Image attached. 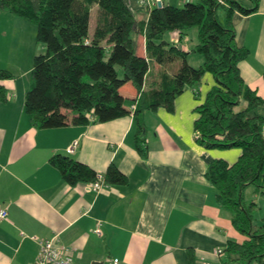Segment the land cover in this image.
Listing matches in <instances>:
<instances>
[{"label":"crops","instance_id":"1","mask_svg":"<svg viewBox=\"0 0 264 264\" xmlns=\"http://www.w3.org/2000/svg\"><path fill=\"white\" fill-rule=\"evenodd\" d=\"M125 1L138 21L147 19L139 0ZM4 13L9 12L0 10V17ZM233 24L237 44L250 50L239 63L241 75L264 98V0L251 15L235 12ZM189 34L168 32L165 39L179 45L198 67L204 56L193 59L198 43L190 44ZM137 40L138 52L146 54L145 36ZM6 55L4 49L0 70L8 68ZM179 65L180 60L152 64L145 90L161 72L172 75ZM15 81V76L0 78L5 89L0 99V208L9 212L0 222V264L33 263L37 240L54 237L74 264H114L113 259L118 264H223L219 252L241 234L232 213L217 204L218 191L206 171L211 160L234 163L242 151L208 149L197 141L195 108L216 85L210 72L176 98L173 112L162 107L146 111L143 132L131 114L104 123L39 128L26 111L27 92L19 96ZM139 139L146 155L137 148ZM75 141L78 145L69 153ZM57 154L82 161L101 176L115 164L128 184L98 191L87 183L70 185L49 162ZM99 224L102 234L96 232Z\"/></svg>","mask_w":264,"mask_h":264},{"label":"trees","instance_id":"2","mask_svg":"<svg viewBox=\"0 0 264 264\" xmlns=\"http://www.w3.org/2000/svg\"><path fill=\"white\" fill-rule=\"evenodd\" d=\"M248 1L249 5L241 0L166 2L138 21L125 0H0V10L37 25L36 39L43 50L33 59L25 106L39 128L104 123L131 114L143 132L146 111L162 107L173 112L176 98L187 87H195L207 72L215 77L216 85L195 108L194 127L202 146L242 151L234 163L211 160L206 177L217 188V204L232 213L233 226L248 237L228 242L221 254L223 264H264V215L256 224L258 204L247 203L243 195L247 186L254 185L264 197V98L241 75L239 63L250 50L237 44L233 24L235 12L251 15L259 10L260 0ZM220 7L226 12L225 22L218 17ZM193 28L199 42L192 51L204 56L198 67L188 62V53L179 45L165 39L168 32L184 35ZM139 35L146 38V54L138 52ZM177 60L181 62L176 72H161L153 87L145 90L152 64ZM12 77L0 70L1 79ZM4 97L0 85V99ZM137 148L147 154L143 139ZM49 162L70 185L88 184L99 176L70 156L53 155ZM102 176L107 185L129 181L115 164Z\"/></svg>","mask_w":264,"mask_h":264},{"label":"rangeland","instance_id":"3","mask_svg":"<svg viewBox=\"0 0 264 264\" xmlns=\"http://www.w3.org/2000/svg\"><path fill=\"white\" fill-rule=\"evenodd\" d=\"M187 1L193 0H184V2ZM241 1L244 2V5L250 4L248 0ZM166 2L173 5L182 4H178V0H166ZM218 17L220 21L225 22L226 12L223 7L219 8ZM94 27L95 21L92 19V29H94ZM36 32L37 25L26 18L14 16L10 13H4V15L0 17V54L4 52V49H6L8 68L5 69L15 76V90L17 93H19V96L27 92L31 83V72L34 56L36 53L43 50L41 44L37 42ZM189 32V43L196 45L199 41L197 28H193ZM202 56L203 55L201 53L194 52L193 59L198 60L199 58L201 59ZM258 111L263 110L260 109ZM243 195L247 203H250L253 200L257 202L258 207L255 212L254 221L256 224H261L262 217L264 215V197L261 196V193L257 191V188L254 185L247 186L244 189ZM247 238L248 237L246 235L241 234V237L239 240H237V242H243Z\"/></svg>","mask_w":264,"mask_h":264},{"label":"built area","instance_id":"4","mask_svg":"<svg viewBox=\"0 0 264 264\" xmlns=\"http://www.w3.org/2000/svg\"><path fill=\"white\" fill-rule=\"evenodd\" d=\"M184 1V0H183ZM223 2V0H220ZM140 5L145 8L149 14L150 10L154 7H158V3H166V0H140ZM136 104L132 106V110L136 109ZM78 145V141H75L70 147H68V152L72 153L75 147ZM107 186L103 176L99 175L96 181L88 183L89 189L98 191L101 188ZM9 212L7 208H0V222L8 218ZM96 232L102 234V228L99 226L96 229ZM39 244V253L35 262L30 264H74V259L69 253V250H65L60 246L59 241L56 237L45 240H37ZM222 254V250L219 252ZM114 264H118V259L112 260ZM212 264V263H206Z\"/></svg>","mask_w":264,"mask_h":264},{"label":"water","instance_id":"5","mask_svg":"<svg viewBox=\"0 0 264 264\" xmlns=\"http://www.w3.org/2000/svg\"><path fill=\"white\" fill-rule=\"evenodd\" d=\"M164 4L163 3H158V7H162ZM93 264H99L97 262H94Z\"/></svg>","mask_w":264,"mask_h":264}]
</instances>
